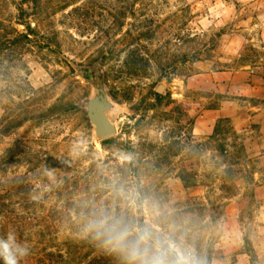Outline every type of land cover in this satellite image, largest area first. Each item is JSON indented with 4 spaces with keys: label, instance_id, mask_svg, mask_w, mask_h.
Segmentation results:
<instances>
[{
    "label": "rangeland",
    "instance_id": "1",
    "mask_svg": "<svg viewBox=\"0 0 264 264\" xmlns=\"http://www.w3.org/2000/svg\"><path fill=\"white\" fill-rule=\"evenodd\" d=\"M101 49L117 146L62 57ZM136 182L147 227L199 264H264V0H0V201L97 231L132 218Z\"/></svg>",
    "mask_w": 264,
    "mask_h": 264
},
{
    "label": "trees",
    "instance_id": "2",
    "mask_svg": "<svg viewBox=\"0 0 264 264\" xmlns=\"http://www.w3.org/2000/svg\"><path fill=\"white\" fill-rule=\"evenodd\" d=\"M31 30L38 32L37 29ZM60 46L59 43L57 45L58 49L52 47L51 50H56L62 54ZM101 51H104V49H101ZM108 55L109 51L101 52L98 59H95L93 63L99 60L101 63H105ZM62 57L69 66L70 63L80 66L73 61L71 62L67 56L62 55ZM61 105H63V109L58 111V114L62 117L71 115L76 110H81L76 104L68 101ZM100 144L118 145L117 141L111 140V137L100 141ZM130 172L132 177L137 178V167L135 165L130 166ZM21 182V186L12 185V190L17 187L27 192L30 189L29 181L24 179ZM141 191L142 187L139 183L132 184L131 193L138 196ZM4 194L6 195L7 192L5 191ZM6 203L0 201V236L6 235L9 230H14L19 241L27 242L30 245L29 256L21 260L20 264H127L126 252L116 248L114 243H107L109 237L114 235L115 230L125 225L131 227L134 236L136 228L147 227L140 199H137V203L141 206L135 208L136 211H134L132 218L115 220L116 223L108 228H102L98 225L97 228L99 229L97 231L90 229L82 233H78L76 228L83 225L85 218L56 216L49 213L43 215L29 214L28 212L32 209L31 205L10 203L7 205L9 208H7ZM90 221L98 223L94 219ZM152 231L154 235H159L154 230ZM60 235L61 237H59ZM134 236H130L129 239L134 238ZM35 237L37 238L35 241L41 245L36 250L31 246ZM58 237L60 242H54V238ZM161 239L163 238L161 237ZM0 264H3V262L0 261Z\"/></svg>",
    "mask_w": 264,
    "mask_h": 264
},
{
    "label": "clouds",
    "instance_id": "3",
    "mask_svg": "<svg viewBox=\"0 0 264 264\" xmlns=\"http://www.w3.org/2000/svg\"><path fill=\"white\" fill-rule=\"evenodd\" d=\"M125 198L130 207L141 206L135 194H126ZM144 207L147 210V206ZM131 235V227L125 225L115 230L107 241L126 252L129 264H199L194 253L184 250L170 239L163 240L159 235H154L149 227L136 228L134 238L129 239ZM29 254L30 245L19 241L14 230L0 236V261L3 264H20Z\"/></svg>",
    "mask_w": 264,
    "mask_h": 264
},
{
    "label": "water",
    "instance_id": "4",
    "mask_svg": "<svg viewBox=\"0 0 264 264\" xmlns=\"http://www.w3.org/2000/svg\"><path fill=\"white\" fill-rule=\"evenodd\" d=\"M70 66L75 75L90 86L89 94L78 102V106L86 113L94 140L100 142L113 137L117 132L113 118L122 111V106L111 94L104 70L99 63L81 67L70 63ZM156 92L165 93L164 83H159Z\"/></svg>",
    "mask_w": 264,
    "mask_h": 264
}]
</instances>
